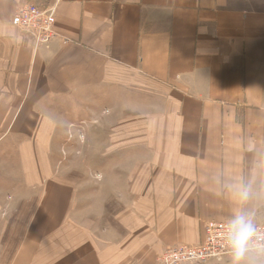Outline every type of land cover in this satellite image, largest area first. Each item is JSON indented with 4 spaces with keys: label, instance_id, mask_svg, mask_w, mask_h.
I'll list each match as a JSON object with an SVG mask.
<instances>
[{
    "label": "crops",
    "instance_id": "crops-1",
    "mask_svg": "<svg viewBox=\"0 0 264 264\" xmlns=\"http://www.w3.org/2000/svg\"><path fill=\"white\" fill-rule=\"evenodd\" d=\"M23 4L54 6V38L36 45L11 25ZM107 89L131 96L142 124L133 143L148 151L132 181L136 201L117 215L128 235L113 239L71 219L73 190L39 153L48 140H37L55 133L53 103ZM35 113L41 124L17 144L16 168L0 161V211L19 178L37 189L24 196L36 202L14 249L0 246V264H154L167 246L198 244L207 221L237 211L224 183L264 181L255 166L264 0H0V140L13 119ZM247 210L264 224V191Z\"/></svg>",
    "mask_w": 264,
    "mask_h": 264
},
{
    "label": "rangeland",
    "instance_id": "rangeland-1",
    "mask_svg": "<svg viewBox=\"0 0 264 264\" xmlns=\"http://www.w3.org/2000/svg\"><path fill=\"white\" fill-rule=\"evenodd\" d=\"M111 93L114 91L108 89L107 92L78 93L72 98L75 101L53 103L56 118L49 122L53 121L55 133L41 135L37 140H48L46 149L39 153L44 152V157L49 160L53 177L69 183L73 190L69 213L71 219L98 230L97 233H106L107 237L113 239V235L114 238L119 234L128 235L117 215L136 201L130 192L132 181L148 158V151L145 146L133 143L141 137L138 128L142 124L141 118H138L141 115L132 109L131 96L124 94L117 97ZM41 121L37 113L33 118L13 119L10 123L13 128L0 140V161L15 166V160L20 154L15 151L17 144L30 138L35 139V135L30 132H34ZM19 179L20 182L14 184L20 187L14 194L15 198H7L10 204L6 203L0 211V246L9 251L14 249L21 238L37 198L24 197L37 189L24 188L22 179ZM203 238L204 229L198 244L165 247L155 255L154 264H162L159 258L180 259L178 255L183 247L179 246H197ZM220 239L219 235L216 236L210 248H218L215 245ZM168 249L172 250L164 255ZM221 257L176 264L204 262Z\"/></svg>",
    "mask_w": 264,
    "mask_h": 264
},
{
    "label": "built area",
    "instance_id": "built-area-1",
    "mask_svg": "<svg viewBox=\"0 0 264 264\" xmlns=\"http://www.w3.org/2000/svg\"><path fill=\"white\" fill-rule=\"evenodd\" d=\"M10 22L18 31L29 36L36 45L46 43L56 36V32L54 31V6L20 5L13 13ZM227 223V221H207L204 225V238L199 245L179 246L183 247L178 255L181 256L180 259L169 260V258H159L160 262L162 261V264H176L182 261L205 260L228 254L226 244H224L225 226ZM259 226L261 229L259 243L264 245V225ZM218 235L221 239L215 245L218 248L213 250L210 248V244ZM172 249L166 250L164 255Z\"/></svg>",
    "mask_w": 264,
    "mask_h": 264
},
{
    "label": "clouds",
    "instance_id": "clouds-1",
    "mask_svg": "<svg viewBox=\"0 0 264 264\" xmlns=\"http://www.w3.org/2000/svg\"><path fill=\"white\" fill-rule=\"evenodd\" d=\"M255 166L264 170V157H259ZM223 188L237 205V211L225 226L224 238L230 264H264V245L259 243L261 229L254 220V214L247 210L258 192L264 191V181L257 188L253 178L240 177L224 183Z\"/></svg>",
    "mask_w": 264,
    "mask_h": 264
}]
</instances>
